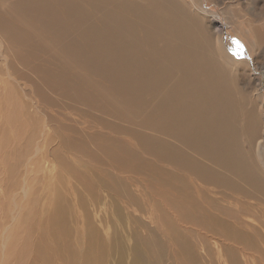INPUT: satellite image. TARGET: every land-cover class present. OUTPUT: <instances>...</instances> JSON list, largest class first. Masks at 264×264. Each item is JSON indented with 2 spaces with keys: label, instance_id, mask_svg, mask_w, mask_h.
Returning <instances> with one entry per match:
<instances>
[{
  "label": "bare ground",
  "instance_id": "6f19581e",
  "mask_svg": "<svg viewBox=\"0 0 264 264\" xmlns=\"http://www.w3.org/2000/svg\"><path fill=\"white\" fill-rule=\"evenodd\" d=\"M206 11L193 14L179 0H0V37L19 47L14 72L38 73L52 103L95 110V117L80 113L100 131L79 135L72 146L100 167L80 179L96 206L106 203L101 194L118 215L128 204L138 206L135 213L144 208L163 217L168 205L180 209L188 228L246 240L248 231L264 236V174L255 161L264 164L263 102L247 93L244 73L232 67L251 61L243 45L235 44L223 64L216 57L220 39L206 33L203 20L218 22ZM218 28L229 49L230 31ZM257 31L261 51L264 33ZM214 189L220 198L209 197ZM152 193L167 198L165 205ZM66 212L58 205L50 218L58 229L67 227ZM244 212L249 218L233 216ZM90 233L85 264L99 249Z\"/></svg>",
  "mask_w": 264,
  "mask_h": 264
},
{
  "label": "rangeland",
  "instance_id": "374dc122",
  "mask_svg": "<svg viewBox=\"0 0 264 264\" xmlns=\"http://www.w3.org/2000/svg\"><path fill=\"white\" fill-rule=\"evenodd\" d=\"M179 2L193 14L202 8L216 19L218 25L210 17L203 23L212 39H220L214 43L219 51L214 52L222 64L236 49L235 44L243 45V55H249L253 63L245 58L247 66L231 64L244 73L247 93L261 98L258 102H263L264 114V43L259 51L252 33L255 27L264 33V0ZM219 25L231 33L225 43L229 49L222 46ZM18 51L19 47H7L0 37V264H85L91 230L99 241L98 255L91 264H233L234 254L235 264H250L243 252L254 255L252 264H264V236L259 229L248 231L250 238L246 240L231 241L220 231L188 228L180 209H169L168 205L163 217L157 210L144 208L135 213L138 206L128 204L122 205L118 215L106 194H101L105 205L96 206L80 179L91 177L100 167L72 146L79 135L100 131L94 119L80 113L94 116L95 110L52 103L38 73L25 68L23 73L14 72L18 68L14 54ZM36 83L41 85V92ZM255 161L264 174V164L261 162L260 167ZM214 192L208 191L209 197H221H214ZM155 195L161 196L152 193ZM80 196L84 204L78 202ZM161 198L160 205H165L167 198ZM58 205L68 211L65 230L50 221ZM224 213L228 218L230 212ZM233 216L249 218L245 212ZM134 217L141 223L135 224ZM180 235L184 238L178 239Z\"/></svg>",
  "mask_w": 264,
  "mask_h": 264
},
{
  "label": "clouds",
  "instance_id": "9594fccd",
  "mask_svg": "<svg viewBox=\"0 0 264 264\" xmlns=\"http://www.w3.org/2000/svg\"><path fill=\"white\" fill-rule=\"evenodd\" d=\"M237 47L239 48V47H240V45H239V44H237ZM235 55L239 56V55H240V52H237V53H235Z\"/></svg>",
  "mask_w": 264,
  "mask_h": 264
},
{
  "label": "water",
  "instance_id": "95a60500",
  "mask_svg": "<svg viewBox=\"0 0 264 264\" xmlns=\"http://www.w3.org/2000/svg\"><path fill=\"white\" fill-rule=\"evenodd\" d=\"M224 39H225V40L227 39V34L224 36Z\"/></svg>",
  "mask_w": 264,
  "mask_h": 264
}]
</instances>
